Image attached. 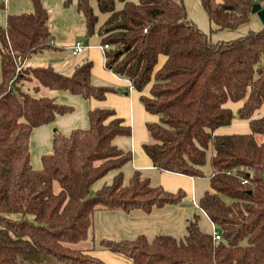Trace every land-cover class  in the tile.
<instances>
[{"label": "trees", "instance_id": "obj_1", "mask_svg": "<svg viewBox=\"0 0 264 264\" xmlns=\"http://www.w3.org/2000/svg\"><path fill=\"white\" fill-rule=\"evenodd\" d=\"M75 6L85 36L98 38L104 67L130 82L144 110L158 117L145 124L141 145L152 166L190 178H203L210 150L209 191L196 208L220 234L214 241L193 214L184 234L158 232L151 240L100 241L130 264H264V27L229 40L218 31L249 23L254 4L264 0H199L210 27L202 32L181 0H60ZM93 1V5H92ZM32 11L8 15L0 26V264H105L74 248L92 241L97 211H141L176 206L185 192L153 186L140 171L126 180L132 152L113 144L131 129L109 108L87 113L86 128L52 133V148L30 163L34 129L74 112L72 105L41 90L65 91L84 100H104L109 92L128 93L92 83V62L84 60L70 75L50 65H26L33 55L57 48L51 43L49 14L41 0ZM121 5L120 8L117 6ZM98 14L106 15L98 26ZM160 56L165 58L158 68ZM227 102H242L236 115L249 134L216 135L232 124ZM113 173L110 182L92 186Z\"/></svg>", "mask_w": 264, "mask_h": 264}, {"label": "crops", "instance_id": "obj_2", "mask_svg": "<svg viewBox=\"0 0 264 264\" xmlns=\"http://www.w3.org/2000/svg\"><path fill=\"white\" fill-rule=\"evenodd\" d=\"M41 1L49 14L48 28L51 35V43L57 49L33 55L28 59L26 65L34 67L50 65L57 72L70 75L76 65L84 60H90L92 62L91 75L93 84L111 86L120 90L129 89V92L124 94L109 92L102 101L95 99L84 100L65 91L52 93L51 95L56 96L58 101L72 105L75 110L68 115L56 117L49 125L34 129L30 136V141L32 139L33 142V150L38 152L45 151L44 154L49 153L52 148V133L55 129L61 134L67 135L75 128H86L89 110L94 108L113 109L115 117L121 119L123 124L131 129L130 137H117L113 140V144L119 149L132 152V161L124 167L126 180L132 171L138 170L150 180L153 186H161L172 193L178 190L185 192V197L180 204L154 209L148 215L137 210L128 214L119 210L97 211L94 213L92 245H88V248L82 250L93 257L99 258L105 264H130L128 260L102 248L99 244L100 241L103 239H134L139 235H144L148 240H151L158 232L171 235L182 233L183 223L188 215L187 210L196 208L195 205H197L198 200L206 191L210 190V165L202 168L204 177L197 179L170 172H159L154 169L149 158L142 151L141 145L148 140L145 124L156 122L157 118L155 115L148 114L138 100L141 94L148 95L149 86L142 93H138L130 89L129 81L116 77L104 67V58L102 51L99 49L98 38L93 36L87 44L84 43V38L86 37L85 24L74 5L65 8L60 0ZM130 1L137 2L138 0ZM117 7L120 8L121 5ZM32 9L30 0H0V26L4 27L8 15L30 12ZM94 11L98 15L99 26L105 20L106 15L98 14L95 7ZM245 25H249L252 30L262 27L256 15H252L249 23ZM219 37L225 39L221 36ZM77 43H80L84 48L81 53L74 55L72 47ZM164 60L165 58L160 56L156 68L160 67ZM237 109L235 111L231 110L232 113H236ZM260 116H264V106L254 115V117ZM237 129L243 132L249 131L244 134L250 133L247 122L240 119L238 121L232 120V124L229 127L218 128L214 133L216 135H230V132ZM37 164L40 167V156ZM205 220L207 219L205 218Z\"/></svg>", "mask_w": 264, "mask_h": 264}, {"label": "rangeland", "instance_id": "obj_3", "mask_svg": "<svg viewBox=\"0 0 264 264\" xmlns=\"http://www.w3.org/2000/svg\"><path fill=\"white\" fill-rule=\"evenodd\" d=\"M179 1V0H178ZM186 8V11H187V16H188V19H190L202 32L204 33H208L209 30H210V27L212 29H215V26L214 24H209L208 20H207V17L205 15V13L203 12L201 6H200V3H199V0H181ZM256 1L257 3H260L261 0H254ZM92 5H93V1H92ZM249 30H252V28H250L249 25H243L241 27H239L237 30H224V31H218L216 34H214V39H219V40H229V39H233L235 37H238V36H241V35H244L246 34ZM223 32V34H221ZM220 34V35H219ZM226 35V36H225ZM219 36L225 38V39H222L220 38ZM90 41V38L88 37H85L84 38V43L87 44L88 42ZM54 93V92H51L47 89H42L41 90V95L42 96H52L51 94ZM242 102H227L226 103V107H228L230 110L232 111H235L238 106L241 105ZM233 120H236L238 121V117L236 115V113H233ZM157 118V121L158 122V117L155 116ZM249 132V131H248ZM247 131L246 132H243L239 129L237 130H234L232 132H230L231 134H244V133H248ZM31 142V143H30ZM29 150H30V159H31V165L33 166L34 169L38 168V164H37V161L39 160V156H41L42 154H44L45 151H34L33 150V142H32V139L31 141L29 140ZM36 155H35V154ZM210 150L207 151V158H206V162H205V165H208L209 166V155H210ZM203 166V167H204ZM113 173H110L108 174L104 179L96 182L93 186H92V191H95L97 190L103 183H109L110 182V179L112 177ZM187 217L185 218V222L183 223V225L185 226L186 222L192 218L193 214H197L199 216V226L202 228V230L204 231H207L209 232V228H208V222L207 220H205V218L200 215V213L198 212V210L196 208H189L187 210ZM184 226H183V231L182 233H180L179 235H176V236H182L184 234ZM88 245H92V241H85V242H81V243H78L76 245H74V248H77V249H84V248H88Z\"/></svg>", "mask_w": 264, "mask_h": 264}, {"label": "built area", "instance_id": "obj_4", "mask_svg": "<svg viewBox=\"0 0 264 264\" xmlns=\"http://www.w3.org/2000/svg\"><path fill=\"white\" fill-rule=\"evenodd\" d=\"M107 45H104V46H99V49H100V51H103V50H105V49H107ZM83 46L80 44V43H77V44H75L73 47H72V50H73V54L75 55V54H77V53H81L82 52V50H83ZM130 89H132V87L130 88ZM195 207L196 208H198V206L197 205H195ZM200 212H201V215L204 217V218H206V216H205V214L200 210ZM207 219V218H206ZM208 220V219H207ZM208 223H209V232L211 233V235H212V238H213V240L214 241H220V234L218 233V231L215 229V227L213 226V224L208 220Z\"/></svg>", "mask_w": 264, "mask_h": 264}, {"label": "water", "instance_id": "obj_5", "mask_svg": "<svg viewBox=\"0 0 264 264\" xmlns=\"http://www.w3.org/2000/svg\"><path fill=\"white\" fill-rule=\"evenodd\" d=\"M251 14L256 15L262 27H264V7H261L259 4H254L251 9Z\"/></svg>", "mask_w": 264, "mask_h": 264}]
</instances>
